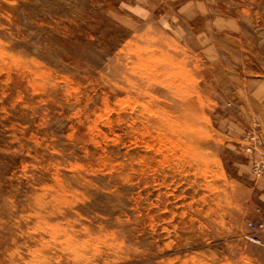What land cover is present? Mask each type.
Here are the masks:
<instances>
[{
	"label": "rangeland",
	"instance_id": "374dc122",
	"mask_svg": "<svg viewBox=\"0 0 264 264\" xmlns=\"http://www.w3.org/2000/svg\"><path fill=\"white\" fill-rule=\"evenodd\" d=\"M259 152L264 0H0V264H264Z\"/></svg>",
	"mask_w": 264,
	"mask_h": 264
},
{
	"label": "built area",
	"instance_id": "2783aa9c",
	"mask_svg": "<svg viewBox=\"0 0 264 264\" xmlns=\"http://www.w3.org/2000/svg\"><path fill=\"white\" fill-rule=\"evenodd\" d=\"M244 142L243 148L246 153L253 154L254 145H257L256 135L254 133L248 132L242 137ZM250 169L254 176L258 177L264 182V153L259 152L258 156L251 160ZM262 225L255 224L253 221L247 223L249 232H247L244 237L252 242H258V238L253 234V232Z\"/></svg>",
	"mask_w": 264,
	"mask_h": 264
}]
</instances>
